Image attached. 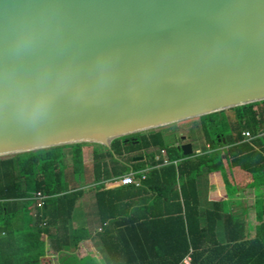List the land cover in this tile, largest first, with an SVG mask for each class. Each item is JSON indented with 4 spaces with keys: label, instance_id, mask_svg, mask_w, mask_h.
<instances>
[{
    "label": "water",
    "instance_id": "1",
    "mask_svg": "<svg viewBox=\"0 0 264 264\" xmlns=\"http://www.w3.org/2000/svg\"><path fill=\"white\" fill-rule=\"evenodd\" d=\"M261 101L264 0H0V158Z\"/></svg>",
    "mask_w": 264,
    "mask_h": 264
},
{
    "label": "trees",
    "instance_id": "2",
    "mask_svg": "<svg viewBox=\"0 0 264 264\" xmlns=\"http://www.w3.org/2000/svg\"><path fill=\"white\" fill-rule=\"evenodd\" d=\"M198 120L203 151L189 156L160 128L116 138L110 148L77 143L1 157L0 264H54L45 235L56 264H70L61 257L84 250L92 235L69 222L85 193L78 185L88 146L103 225L96 235L108 259L96 264H186L187 258L190 264H264V101ZM130 173L146 178L139 187L113 185ZM215 174L217 191L204 209L200 183ZM37 193L47 197L43 203L33 199ZM236 196L243 217L230 210Z\"/></svg>",
    "mask_w": 264,
    "mask_h": 264
},
{
    "label": "crops",
    "instance_id": "3",
    "mask_svg": "<svg viewBox=\"0 0 264 264\" xmlns=\"http://www.w3.org/2000/svg\"><path fill=\"white\" fill-rule=\"evenodd\" d=\"M198 142V145H201V141ZM203 145V144H202ZM201 145V146H202ZM194 150V147H193ZM195 151V150H194ZM85 153V162H86V173L84 174L81 183L78 185V188L84 189L83 196L78 200L75 210L73 212L71 221L69 222L70 229H86L91 235L92 238L83 243L82 247L84 250L72 249L69 256L63 255L61 258H67V261L70 264H96V263H107L108 259L105 255L102 254V246L100 239L96 235L97 232L102 231L103 225L101 224L99 211L96 201V192L93 190L96 186L94 170H93V147L88 146L84 148ZM141 160V159H139ZM214 181L218 183L219 175H208L205 176L200 183L201 187V199H202V208H207L210 205L211 198L215 195L217 191L215 189ZM107 187L110 184L107 182ZM109 184V185H108ZM249 216L252 218L255 215L256 209L252 204L254 201V190L250 189L249 191ZM244 198V197H243ZM243 198H241L243 200ZM237 199L231 205V212L235 215L244 216V208L240 201L239 196H236ZM245 199V198H244ZM255 211V212H254ZM17 228L22 227V225H17ZM46 250L48 256L54 257L53 263H58L57 253H54L51 250L50 239L45 235ZM81 250V251H80ZM84 257L83 259H81Z\"/></svg>",
    "mask_w": 264,
    "mask_h": 264
},
{
    "label": "rangeland",
    "instance_id": "4",
    "mask_svg": "<svg viewBox=\"0 0 264 264\" xmlns=\"http://www.w3.org/2000/svg\"><path fill=\"white\" fill-rule=\"evenodd\" d=\"M199 120L198 118L195 119H190V120H185V121H181L178 123H174L171 125H167L164 127H161L165 130V132H167V136L169 141L173 142V143H178L176 142L173 137V135H178V137L180 136H185V140H192L193 141V146H194V150L195 152H201L203 151V145H198L199 138H200V134H199ZM160 128L154 129L159 130ZM184 141V140H183ZM69 152V151H68ZM68 163L71 164V159H70V155L68 156Z\"/></svg>",
    "mask_w": 264,
    "mask_h": 264
},
{
    "label": "built area",
    "instance_id": "5",
    "mask_svg": "<svg viewBox=\"0 0 264 264\" xmlns=\"http://www.w3.org/2000/svg\"><path fill=\"white\" fill-rule=\"evenodd\" d=\"M243 135L245 136L246 140H251L253 138L252 134L249 131H245L243 133ZM144 173V172H142ZM145 176H142L141 178H138L137 175L135 173H130L127 175H124L120 178H115L113 180V185H119V186H131L134 185L136 187H139L141 185V181L143 179H145ZM47 197L42 195L41 193H37L33 199L35 200H39L41 203H43V201L46 199ZM186 264H190V259L187 258L185 260Z\"/></svg>",
    "mask_w": 264,
    "mask_h": 264
},
{
    "label": "flooded vegetation",
    "instance_id": "6",
    "mask_svg": "<svg viewBox=\"0 0 264 264\" xmlns=\"http://www.w3.org/2000/svg\"><path fill=\"white\" fill-rule=\"evenodd\" d=\"M174 137H175V141L177 142H180V145H183V144H186V143H188V141L187 140H185L186 138H183V137H185V136H180V137H178V135L176 134V135H174ZM184 140V141H183Z\"/></svg>",
    "mask_w": 264,
    "mask_h": 264
}]
</instances>
